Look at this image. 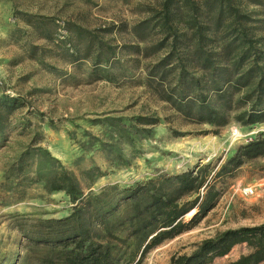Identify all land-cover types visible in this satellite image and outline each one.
<instances>
[{
  "label": "rangeland",
  "instance_id": "1",
  "mask_svg": "<svg viewBox=\"0 0 264 264\" xmlns=\"http://www.w3.org/2000/svg\"><path fill=\"white\" fill-rule=\"evenodd\" d=\"M160 2L0 0V97L11 98L17 105L0 132L3 252L14 255L24 241L13 226L15 217H61L72 208L63 191L46 192L41 184L29 181L20 185L27 189L21 195L5 184L11 172L16 174L20 164L26 165L24 161L33 163L34 169L32 158L41 147L49 149L83 184L89 182L83 170L97 166L105 171L91 188L99 190L159 170L183 171L219 157L224 160L264 131V123L242 124L236 118L243 111L239 108L215 133L214 126L189 121L166 99L170 81L159 80L153 71L168 54L167 48L156 52L147 48L161 34L141 39L134 31L150 15L149 8L159 7ZM188 67L201 75L193 64ZM176 83L175 79L172 85ZM182 86L178 81V87ZM137 117L159 122L145 124L152 135L138 138L132 147L117 126L140 125ZM115 149L129 157L131 166L114 163ZM219 185L223 190L216 206L191 229L152 249L143 264H170L173 256L191 252L197 242L220 231L264 223V159L246 163ZM250 188L252 193L246 191ZM195 212L187 214L186 221ZM248 251V245L241 243L209 264H230Z\"/></svg>",
  "mask_w": 264,
  "mask_h": 264
},
{
  "label": "trees",
  "instance_id": "2",
  "mask_svg": "<svg viewBox=\"0 0 264 264\" xmlns=\"http://www.w3.org/2000/svg\"><path fill=\"white\" fill-rule=\"evenodd\" d=\"M149 12L134 31L141 39L161 34L147 48L153 52L167 48L153 71L159 80L170 81L166 99L189 121L214 126L215 133L239 108L243 111L236 118L242 124L264 123V0H161ZM190 64L201 70L200 76L189 71ZM178 81L183 82L181 88ZM16 106L11 98L0 97V132ZM137 121L140 125L131 129L117 126L132 147L138 138L152 135L145 124H157L159 119ZM116 152L115 164L131 166L123 151ZM259 158L264 159V131L224 160L219 157L183 171L159 170L131 183L93 190L105 171L97 166L83 170L89 179L83 184L41 147L32 158L34 169L33 163L24 161L26 165L11 172L5 184L21 195L27 189L20 185L29 181L41 184L46 192L63 191L72 208L61 217H15L13 226L24 241L14 255L0 249V264H143L152 249L191 229L216 206L223 190L219 183ZM241 243L249 251L230 264H264V223L220 231L197 242L191 252L173 256L170 264H209Z\"/></svg>",
  "mask_w": 264,
  "mask_h": 264
},
{
  "label": "built area",
  "instance_id": "3",
  "mask_svg": "<svg viewBox=\"0 0 264 264\" xmlns=\"http://www.w3.org/2000/svg\"><path fill=\"white\" fill-rule=\"evenodd\" d=\"M246 191L252 193L253 192V189H251V188L250 189H246Z\"/></svg>",
  "mask_w": 264,
  "mask_h": 264
},
{
  "label": "bare ground",
  "instance_id": "4",
  "mask_svg": "<svg viewBox=\"0 0 264 264\" xmlns=\"http://www.w3.org/2000/svg\"><path fill=\"white\" fill-rule=\"evenodd\" d=\"M192 212H194V210H193ZM192 212H191V213H192Z\"/></svg>",
  "mask_w": 264,
  "mask_h": 264
}]
</instances>
